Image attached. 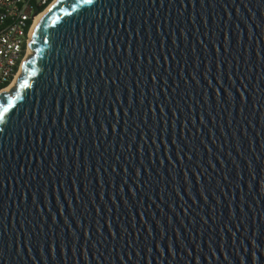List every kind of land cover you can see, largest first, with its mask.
Segmentation results:
<instances>
[{
    "label": "water",
    "instance_id": "obj_1",
    "mask_svg": "<svg viewBox=\"0 0 264 264\" xmlns=\"http://www.w3.org/2000/svg\"><path fill=\"white\" fill-rule=\"evenodd\" d=\"M31 35L0 264H264V0H57Z\"/></svg>",
    "mask_w": 264,
    "mask_h": 264
},
{
    "label": "built area",
    "instance_id": "obj_2",
    "mask_svg": "<svg viewBox=\"0 0 264 264\" xmlns=\"http://www.w3.org/2000/svg\"><path fill=\"white\" fill-rule=\"evenodd\" d=\"M54 1L0 0V94L16 84L30 53L36 18Z\"/></svg>",
    "mask_w": 264,
    "mask_h": 264
},
{
    "label": "snow or ice",
    "instance_id": "obj_3",
    "mask_svg": "<svg viewBox=\"0 0 264 264\" xmlns=\"http://www.w3.org/2000/svg\"><path fill=\"white\" fill-rule=\"evenodd\" d=\"M88 2H91V0H88ZM31 74H32V73H29V75H31ZM25 86H27V80H25V81L20 85L21 88H23V87H25ZM14 99H15V97L9 99V101H8V105H7V107H4V108H3V111H7V108L12 106V103H13Z\"/></svg>",
    "mask_w": 264,
    "mask_h": 264
},
{
    "label": "bare ground",
    "instance_id": "obj_4",
    "mask_svg": "<svg viewBox=\"0 0 264 264\" xmlns=\"http://www.w3.org/2000/svg\"><path fill=\"white\" fill-rule=\"evenodd\" d=\"M57 1V0H56ZM56 1H54V3L56 2ZM54 3H52L44 12H42L37 18H36V21H35V24L44 16V14L48 11V9L54 4ZM33 54V50L32 49H30V53H29V56L30 55H32ZM15 85V84H14ZM13 86V85H12ZM11 88H13V87H11ZM10 88V89H11Z\"/></svg>",
    "mask_w": 264,
    "mask_h": 264
}]
</instances>
